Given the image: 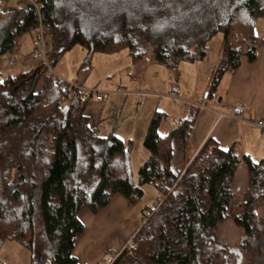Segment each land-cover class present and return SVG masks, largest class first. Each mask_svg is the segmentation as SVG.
<instances>
[{
    "label": "trees",
    "instance_id": "1",
    "mask_svg": "<svg viewBox=\"0 0 264 264\" xmlns=\"http://www.w3.org/2000/svg\"><path fill=\"white\" fill-rule=\"evenodd\" d=\"M35 2L38 11L27 0L12 11L0 8V65L39 25L48 47V66L40 62L37 69L0 82V92L8 93L0 103V246L9 240L31 250L37 211L50 255L46 264H78L72 252L84 232L80 210L97 215L115 195L132 207L141 201L143 187L152 185L162 196L158 205L146 208L149 215L112 264H232L215 233L231 206L242 165L246 184L240 214L233 217L242 231L237 264H264V159L223 151L209 138L184 171L175 172L173 139L196 115L161 135L166 115L155 112L143 141L149 155L135 179L131 142L99 136L85 115L82 92L68 89L51 72L74 46L85 49L83 64L95 53L126 49L136 65L150 50L153 63L172 71L181 62L202 59L207 43L222 34L206 91L211 98L242 58L255 60L264 0Z\"/></svg>",
    "mask_w": 264,
    "mask_h": 264
},
{
    "label": "rangeland",
    "instance_id": "2",
    "mask_svg": "<svg viewBox=\"0 0 264 264\" xmlns=\"http://www.w3.org/2000/svg\"><path fill=\"white\" fill-rule=\"evenodd\" d=\"M5 6L6 5L3 4L4 8H8ZM259 23L260 26H264V20ZM263 31L264 30H262V33ZM262 33L260 34L263 37ZM222 39L223 35L217 34L207 43L206 59H218L220 52L219 46ZM31 44L32 34L24 35L19 50L12 55L15 61L14 65L11 67H8L7 63L0 65V70L2 69L0 82L9 77L16 78L25 72L40 67L39 61L30 58V53L32 51ZM85 57V49L80 46H74L58 60L56 65L51 68V72L63 82L73 86H77L76 80L79 79V81H83V85H81L80 89L82 93H86L92 89L103 93L104 99L101 102L103 104L106 103V107L95 109L96 113H92L91 117L94 123L97 122V125L99 124V135L105 132V129L108 127L107 124L109 121L111 122L110 116L114 120L121 111V108L122 112L116 126L122 130L129 127L128 124L130 123L140 124L147 116L151 118L155 112L166 114L167 121L163 123L159 130L161 135L168 134L169 130L177 127L180 121L191 119L196 115L197 107L196 105L190 104L189 99L195 93L194 84L191 83L188 77L190 71L184 68L190 67V64L179 63L176 70L170 71L164 66L153 63L150 58L151 52L149 50L146 57L147 59L143 60L145 67L142 68L141 74L129 75L130 69L128 66H130L131 61L128 58V51L126 49L111 54L95 53L92 55L89 63L83 64ZM200 65L199 76L207 66V60ZM87 67L92 68V71L86 72L85 69ZM60 73L64 75L61 76ZM211 79L210 75V80ZM198 87L199 84L197 90H199ZM120 88L123 92L131 91V93H124L122 96L117 95L118 97L111 95L118 92ZM5 92H0V103L8 97L7 91ZM201 96L202 95L198 93L197 99L194 100H200ZM90 100L95 101L94 96H92ZM112 122L114 123V121ZM104 123V128H101V124ZM189 126L193 128L194 123L188 124L173 140V164L178 162L181 158L180 150L175 147V144H182L183 137L186 135L185 130H187ZM136 139L137 137L135 140ZM141 153H143V155H141ZM145 155H147L146 158ZM133 156L135 157L133 167L135 169L134 176L136 177L138 172L137 169L148 158V152L143 147V140L140 141V143L137 140L135 141V152ZM172 168L175 172L177 171L174 166ZM243 179V177L237 175L234 181L235 183L232 184L233 196L231 206L225 213V219L218 225L215 233L216 241L225 249L232 264H237L240 259V256L237 254L240 252L239 244L242 238V231L233 223V217L240 214V209L237 205L240 200V192L245 186ZM4 182L6 181L3 180L2 184ZM145 187L148 188L145 189V191L143 188L142 201L144 200L149 207L157 206L162 196L152 185H147ZM34 204H36V202ZM143 220L144 216L141 214V225ZM31 241V250L19 242L9 240L3 242L0 246V264L47 263V258H49L50 255L48 253L46 254L48 246L43 238L37 211L34 218V234ZM244 262L245 261H243L242 264H244Z\"/></svg>",
    "mask_w": 264,
    "mask_h": 264
},
{
    "label": "crops",
    "instance_id": "3",
    "mask_svg": "<svg viewBox=\"0 0 264 264\" xmlns=\"http://www.w3.org/2000/svg\"><path fill=\"white\" fill-rule=\"evenodd\" d=\"M22 3L23 0H1L0 8L2 12H8L19 7ZM3 4L8 8H4ZM262 20H264V16L256 22L258 40L255 60L249 62L245 58H242L236 70L225 74L221 78L213 97L208 98L206 91L210 75L219 60L220 52L218 59H206L207 54L205 53L202 59L193 63L181 62L182 64H190V67L184 68L190 71L188 77L191 83L194 84L195 93L189 99L190 104L196 105L197 111L193 128L185 130L186 135L183 137L182 144H175V147L180 150L181 154L178 162L173 164L174 158L171 160V167L174 166L177 169L176 172L184 171L201 146L209 138L213 139L223 151L233 148L238 155H247L254 162L264 159V136H262L260 129L255 126L257 121L264 120V31L262 33L264 26L259 25V22H262ZM260 33H262L263 37ZM128 58L131 61L130 66H128L130 69L129 75L141 74L142 68L145 67L143 61L135 65L129 55ZM206 60L207 66L199 76L200 64L205 63ZM91 69L87 67L85 71L90 72L92 71ZM60 75L63 76L64 74L60 73ZM75 82L79 88L83 85V81H79V79ZM198 84L199 90H197ZM124 93L128 94L131 91L123 92L120 88L118 92L111 95L118 97L117 95L122 96ZM198 93L202 95L200 100H194L197 99ZM105 104L101 101L93 100H89L85 104V115L89 119L91 126L96 129L97 134L99 124L97 125V122L94 123L93 119H91L92 113H96L95 109L105 108ZM238 105L243 108V112L238 119H234L231 115L232 108ZM121 112L122 108L114 120L110 116L111 122L109 121L107 124L108 127L105 129V132L98 135L105 137L113 134L123 142H131L130 164L134 176L135 169L133 164L135 163V157L133 155L135 152V141L137 140L139 143L142 140L144 141L147 127L152 117L147 116L140 124L130 123L128 124L129 127L122 130L116 126ZM165 121H167V115ZM101 125V128H104L105 123ZM136 137L137 139L135 140ZM146 157L147 155H145ZM237 175L243 177L244 184H246V170L244 166L241 165L239 167L235 179ZM136 177L134 176L135 179ZM143 188L145 191L148 187L144 186ZM147 207L149 205L144 200L142 201V199L136 205L130 207L120 195H115L109 205L97 215L91 214L84 208L81 209L78 219L84 226V232L78 238L72 252L78 264H101L109 254L121 250L139 230L141 214L147 210Z\"/></svg>",
    "mask_w": 264,
    "mask_h": 264
},
{
    "label": "built area",
    "instance_id": "4",
    "mask_svg": "<svg viewBox=\"0 0 264 264\" xmlns=\"http://www.w3.org/2000/svg\"><path fill=\"white\" fill-rule=\"evenodd\" d=\"M29 3H31L34 7L35 10L38 11L39 7L36 4L35 0H27ZM32 51L30 53V58L36 61H39L41 63H43L44 65L48 66V61H47V51H48V47H47V41L46 38L44 36L43 33V28L41 25H39L37 27V29L35 30L33 37H32ZM14 59L13 57L10 55L7 59V66L11 67L14 65ZM56 80L57 81H62L60 78H58L57 76ZM68 84V83H67ZM68 89H78L80 90L81 88L77 87L76 85H70L68 84ZM92 96H94V100L95 101H102L104 99V95L101 92H97L94 89L87 91L86 93H82V98H81V102L82 103H87ZM243 112V108L241 106H235L232 108V118L234 119H238L240 117V115ZM255 126L258 127L261 131L262 136H264V120H259L255 123ZM142 215L145 217H147L149 215V213L147 211H143ZM119 252L118 251H114L111 254H109L104 261L101 264H112L113 261L115 260V258L118 256Z\"/></svg>",
    "mask_w": 264,
    "mask_h": 264
}]
</instances>
